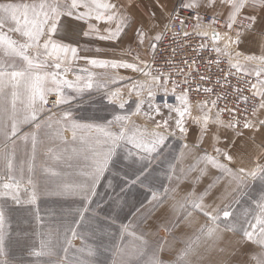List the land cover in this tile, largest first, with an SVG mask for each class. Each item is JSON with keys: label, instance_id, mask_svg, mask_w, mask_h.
I'll return each instance as SVG.
<instances>
[{"label": "rangeland", "instance_id": "374dc122", "mask_svg": "<svg viewBox=\"0 0 264 264\" xmlns=\"http://www.w3.org/2000/svg\"><path fill=\"white\" fill-rule=\"evenodd\" d=\"M52 4L22 0L0 7L4 264H264V168L226 204L162 207L182 179L175 164L182 129L176 126L183 128L194 113L143 72L136 77L142 82H121L118 90L72 104L90 106L73 116L105 118L120 133L94 196H43L49 174L70 175L87 158L80 144L73 151L64 139L70 98L64 96V58L49 56L58 51L49 49Z\"/></svg>", "mask_w": 264, "mask_h": 264}, {"label": "crops", "instance_id": "0c3cea01", "mask_svg": "<svg viewBox=\"0 0 264 264\" xmlns=\"http://www.w3.org/2000/svg\"><path fill=\"white\" fill-rule=\"evenodd\" d=\"M18 1L22 0H0V7ZM52 1L55 5L52 4L54 11L49 17L52 44L49 49L58 51L49 56H54L55 62L64 58V96L70 98L66 100L70 115L65 116L63 123L64 139L73 151L80 148L77 147L80 144L87 158L78 163L76 173L49 174L48 181L43 182L49 185L43 196L86 200L94 196L102 182L119 145L120 133L105 118L86 121L73 116L72 113L90 109V106L72 104L77 98L102 97L118 90L121 82H142L136 77L144 72L169 14L180 0ZM181 1L192 11L223 19L235 36L245 69L264 79V0ZM78 71L87 75H75ZM254 91L261 103L243 131L225 128L207 119V111L198 113L190 107L195 116L193 120L183 128L176 126L182 129V149L175 163L182 171V179L162 202L163 208L179 209L192 201L194 204H226L240 191L244 181L258 176L264 168V89ZM54 92L48 91L45 95ZM55 95L62 94L56 91ZM73 96L76 99H72ZM205 186L215 188L207 191ZM200 193L206 194V198H200ZM0 264H4L2 255Z\"/></svg>", "mask_w": 264, "mask_h": 264}, {"label": "built area", "instance_id": "2783aa9c", "mask_svg": "<svg viewBox=\"0 0 264 264\" xmlns=\"http://www.w3.org/2000/svg\"><path fill=\"white\" fill-rule=\"evenodd\" d=\"M244 65L225 21L192 11L180 0L169 14L142 77L239 132L254 119L261 103L254 89H264L262 76Z\"/></svg>", "mask_w": 264, "mask_h": 264}]
</instances>
